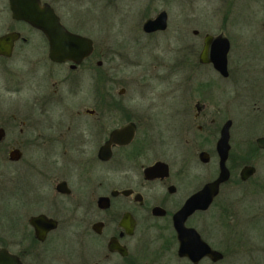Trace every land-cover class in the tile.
I'll list each match as a JSON object with an SVG mask.
<instances>
[{
  "label": "flooded vegetation",
  "instance_id": "af4514ba",
  "mask_svg": "<svg viewBox=\"0 0 264 264\" xmlns=\"http://www.w3.org/2000/svg\"><path fill=\"white\" fill-rule=\"evenodd\" d=\"M89 1L40 0L66 28L91 40L78 60H55L45 33L15 17L11 0H0V38H10L0 47V208L16 209L8 222L0 216V264H262L255 256L263 258L258 250L264 246L254 247L234 221L241 197L224 192L235 183L256 192L264 186L249 183L256 172L251 162L235 175L234 129H228L227 177L206 207L187 208L220 171L217 146L230 117L213 82L229 76L228 55L224 76L212 61H201L200 52L205 34L222 31L204 32L197 61L175 63L172 71L182 75L189 65L198 78L167 79L168 125L159 127L152 105L150 119L141 121L137 105L112 93L106 65L113 67L114 56L89 30L95 27L87 17ZM165 29L142 28L150 34ZM187 86L191 93L182 94ZM12 93L19 99L13 105ZM107 117L117 118L113 126ZM128 122L134 129L112 134ZM258 136L253 146L264 149ZM244 165L254 172L242 178ZM254 190L248 195L257 196Z\"/></svg>",
  "mask_w": 264,
  "mask_h": 264
},
{
  "label": "rangeland",
  "instance_id": "374dc122",
  "mask_svg": "<svg viewBox=\"0 0 264 264\" xmlns=\"http://www.w3.org/2000/svg\"><path fill=\"white\" fill-rule=\"evenodd\" d=\"M89 4L91 10L87 17L95 23L89 30L93 31L97 45L104 40L107 52L114 56L113 67L106 65L108 77L112 78L108 82L112 85V93L123 104L137 105L140 110L137 117L141 121L148 120L147 106L152 105L154 124L159 127L168 125L167 79L174 77L176 83L179 78L193 73L189 65L183 67L182 75L178 68L172 71L175 63L182 59L197 61L204 32L222 31L230 38V74L227 79H219L222 76L218 75L213 89L219 106L224 110L229 107V117L233 121L230 129H234L235 175L243 163L251 162L256 166V172L249 183L260 180L264 185V149L253 146L255 137L264 134V0H90ZM161 9L168 13L166 29L151 34L144 32L142 22ZM193 28L199 30L198 35L193 34ZM191 77L198 78L197 72ZM186 81L188 85L189 81ZM120 87H125L121 95L117 93ZM188 87L181 93H191ZM17 94L11 95L12 105L19 100ZM219 119L225 118L220 116ZM116 120L107 117V125L113 126ZM11 130L17 133L19 129ZM229 190L235 200L241 197L234 205V221H240L244 229L242 234L256 243L254 247H263L264 186L256 187L259 191L256 192L247 185L235 183L224 188L225 193ZM253 190L257 196L248 195ZM0 209L5 222L9 221L10 211L16 210L6 204ZM258 252L263 258L255 256V260L259 258L264 263V251ZM238 263L255 264L248 260Z\"/></svg>",
  "mask_w": 264,
  "mask_h": 264
},
{
  "label": "water",
  "instance_id": "95a60500",
  "mask_svg": "<svg viewBox=\"0 0 264 264\" xmlns=\"http://www.w3.org/2000/svg\"><path fill=\"white\" fill-rule=\"evenodd\" d=\"M13 15L18 18L27 20L32 25L40 28L47 36L49 42L50 56L55 60L75 59L78 60L87 54L91 47V40L88 37L74 33L66 28L60 21L59 16L47 2L41 3L40 0H11ZM168 24V13L161 9L153 17H147L143 22V30L153 31L165 29ZM7 37V38H6ZM0 38V47L3 40H9V36ZM230 48L229 38L222 32L216 35L207 33L204 36L203 48L200 52L201 61H212L214 66L224 76L228 75L227 55ZM209 49V57H208ZM0 50H4L0 48ZM232 124V119H227L221 127V135L218 141V154L220 157L219 176L212 183L205 186L201 191L193 194L187 204L188 210L196 207H206L211 200L213 193L217 191V184L225 179L228 175L226 167V158L230 144L228 142V129ZM134 122H128L120 127H116L112 134L123 133L125 129H134ZM122 129V130H121ZM2 129H0V135ZM131 134V133H130ZM256 142L259 146L264 147V136H258ZM254 172V166L244 165L240 170V175L245 178ZM206 198V199H204Z\"/></svg>",
  "mask_w": 264,
  "mask_h": 264
}]
</instances>
